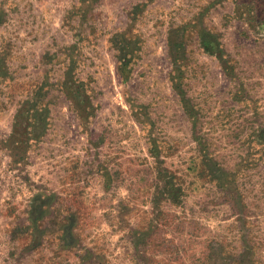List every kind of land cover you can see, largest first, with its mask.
<instances>
[{"label":"rangeland","instance_id":"1","mask_svg":"<svg viewBox=\"0 0 264 264\" xmlns=\"http://www.w3.org/2000/svg\"><path fill=\"white\" fill-rule=\"evenodd\" d=\"M0 264H264V0H0Z\"/></svg>","mask_w":264,"mask_h":264}]
</instances>
